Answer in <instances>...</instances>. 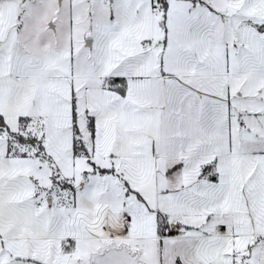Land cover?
I'll list each match as a JSON object with an SVG mask.
<instances>
[{
    "label": "snow or ice",
    "instance_id": "snow-or-ice-1",
    "mask_svg": "<svg viewBox=\"0 0 264 264\" xmlns=\"http://www.w3.org/2000/svg\"><path fill=\"white\" fill-rule=\"evenodd\" d=\"M0 264H264V0H0Z\"/></svg>",
    "mask_w": 264,
    "mask_h": 264
}]
</instances>
